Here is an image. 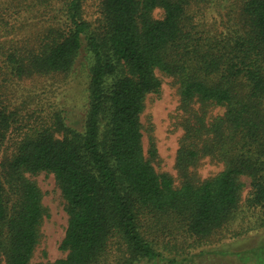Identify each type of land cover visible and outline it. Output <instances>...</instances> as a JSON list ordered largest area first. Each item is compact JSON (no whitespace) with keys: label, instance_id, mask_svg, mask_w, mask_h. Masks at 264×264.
<instances>
[{"label":"trees","instance_id":"trees-1","mask_svg":"<svg viewBox=\"0 0 264 264\" xmlns=\"http://www.w3.org/2000/svg\"><path fill=\"white\" fill-rule=\"evenodd\" d=\"M88 1L0 0L3 264H31L40 244L49 213L31 178L41 173L54 175L68 215L67 256L41 264H159L166 258L142 235L136 205L207 238L240 206L242 177L264 208V0H99L97 25L85 18ZM84 52L92 66L81 124L63 115L22 123L21 82L65 78ZM164 77L184 113L179 185L143 141L146 99ZM205 158L223 171L200 179Z\"/></svg>","mask_w":264,"mask_h":264},{"label":"rangeland","instance_id":"rangeland-1","mask_svg":"<svg viewBox=\"0 0 264 264\" xmlns=\"http://www.w3.org/2000/svg\"><path fill=\"white\" fill-rule=\"evenodd\" d=\"M99 0H89L85 7V18L96 25L101 19ZM217 14V11L213 12ZM206 15L209 22L216 16ZM164 15L157 10L156 18ZM209 23V24H212ZM91 57L84 52L78 59L74 70L65 78L36 79L21 82L20 101H26L19 110L22 123L36 122L40 117L55 120L57 115L69 117L72 122L84 119L89 103ZM179 95L171 78H163L162 92L159 96L149 95L142 116L144 125V147L149 152L152 142L157 150L154 162L159 173H169L179 185L176 169L180 140L184 135L181 127L184 113L179 108ZM224 109L215 108L213 116L222 115ZM80 125H78V128ZM223 164L205 158L196 173L200 179H208L223 171ZM43 193V204L49 217L41 227L42 239L31 264L55 262L65 258L61 250L68 226L65 201L52 174L41 173L31 178ZM240 206L233 212L222 228L207 238L192 234L187 225L179 219L143 209L136 205L140 213L141 232L144 238L161 253L166 260L159 264H264V208L253 205L254 190L247 177ZM153 262V261H152ZM144 260L141 264H147ZM0 264L3 262L0 261Z\"/></svg>","mask_w":264,"mask_h":264}]
</instances>
